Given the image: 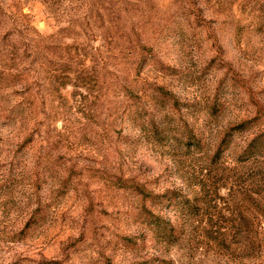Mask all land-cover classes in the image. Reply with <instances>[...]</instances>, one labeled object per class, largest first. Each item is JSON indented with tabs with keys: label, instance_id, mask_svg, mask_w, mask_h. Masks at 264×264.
I'll use <instances>...</instances> for the list:
<instances>
[{
	"label": "rangeland",
	"instance_id": "obj_1",
	"mask_svg": "<svg viewBox=\"0 0 264 264\" xmlns=\"http://www.w3.org/2000/svg\"><path fill=\"white\" fill-rule=\"evenodd\" d=\"M0 264H264V0H0Z\"/></svg>",
	"mask_w": 264,
	"mask_h": 264
}]
</instances>
